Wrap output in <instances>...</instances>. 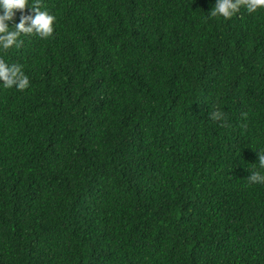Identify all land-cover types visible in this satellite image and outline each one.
<instances>
[{
	"label": "trees",
	"instance_id": "trees-1",
	"mask_svg": "<svg viewBox=\"0 0 264 264\" xmlns=\"http://www.w3.org/2000/svg\"><path fill=\"white\" fill-rule=\"evenodd\" d=\"M214 4L41 0L53 35L0 53L30 78L0 87V264H264V9Z\"/></svg>",
	"mask_w": 264,
	"mask_h": 264
},
{
	"label": "clouds",
	"instance_id": "clouds-1",
	"mask_svg": "<svg viewBox=\"0 0 264 264\" xmlns=\"http://www.w3.org/2000/svg\"><path fill=\"white\" fill-rule=\"evenodd\" d=\"M26 8L28 14L24 13ZM241 8L249 13L257 12L264 9V0H215L209 15L229 19ZM17 12L20 16L15 21ZM55 22L56 16L42 9L41 0H0V53L7 55L9 50L20 47L23 36L34 34L42 39L50 38ZM0 87L24 91L30 87L29 75L21 64L9 63L0 56ZM208 116L212 121L226 122L227 114L219 106H214ZM257 153L256 170H251L246 178L249 184H264V149L257 150Z\"/></svg>",
	"mask_w": 264,
	"mask_h": 264
}]
</instances>
